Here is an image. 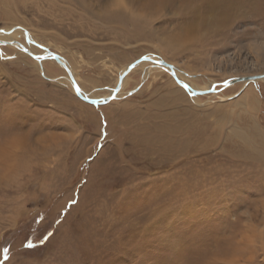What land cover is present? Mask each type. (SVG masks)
<instances>
[{
	"label": "rangeland",
	"instance_id": "obj_1",
	"mask_svg": "<svg viewBox=\"0 0 264 264\" xmlns=\"http://www.w3.org/2000/svg\"><path fill=\"white\" fill-rule=\"evenodd\" d=\"M216 4L0 0L34 53L0 44V264H264V0ZM47 53L97 98L159 56L199 100L156 69L87 102Z\"/></svg>",
	"mask_w": 264,
	"mask_h": 264
},
{
	"label": "bare ground",
	"instance_id": "obj_2",
	"mask_svg": "<svg viewBox=\"0 0 264 264\" xmlns=\"http://www.w3.org/2000/svg\"><path fill=\"white\" fill-rule=\"evenodd\" d=\"M214 1H216V3H217L216 5H218V8L220 11L227 12L230 9H232L233 7H235L238 4V2L240 3V1H242V0H238V2H237V0H214ZM190 29H192L191 26L189 27V30ZM186 31H188V29ZM190 31H192V30H190ZM2 43L16 46V48L19 49V51H24L26 49V47L24 45L16 43V42H11V44H10V41L0 40V44H2ZM29 51L25 50V52H28V54H30V53L34 54L32 51H30V53H29ZM34 51L36 52V50H34ZM47 55H49L50 57L41 56L40 58L38 57L35 59L36 63H34V64H36L39 71L40 72L42 71L44 76L46 75V77H48L52 81H55L56 83L67 82L70 85L71 84L70 82H72L73 85L72 86L70 85V87L72 88L73 91H75V84L77 85L75 78L71 75V81L69 82L68 77H67L69 74H71L73 72L72 66L69 65V63L67 61L63 60V58H61L60 56L57 58H54L52 56V53H47ZM160 59L161 58H159V56L157 58L146 57V60H142V62H139L138 64L132 63L130 65L129 64L125 65L123 67V69H121V73H120V77L118 79L117 87L115 89H112V90H111V88L108 89V91H110V94L107 95V97L113 96L116 93V90H117L116 96L117 97L119 96L120 92L122 91L121 88L123 87V82L125 81L127 74H129L131 72H134V73L136 72V73H138L139 78L141 77V74H142L141 78L144 80L148 77V75L152 74L154 72V70L157 69L159 71L170 72L174 81H176L189 94H191L192 99H195V101L199 100L194 96V95L199 94V93L197 91H194L191 86L187 85V82L185 83L181 79V76L179 74L180 70H178L179 67L178 68L172 67L170 64H167L166 62H164V64H161L160 61H162V60H160ZM143 62H147V63H143ZM154 74H155V72H154ZM254 80H256V79H254ZM258 80H260V79H258ZM262 80H264V78H262ZM231 83H233V82H231ZM211 86H212L211 84L208 85L204 91H206V90L208 91V88H210ZM212 88H214V87H212ZM79 91L81 93L82 99L99 100V101L101 100L100 102H97V103H102V104L108 102L105 99L107 97L104 95L100 96V98H97L94 94H90L86 91H83L82 89H79ZM176 93H178V92H176ZM85 96H88V97H85Z\"/></svg>",
	"mask_w": 264,
	"mask_h": 264
},
{
	"label": "water",
	"instance_id": "obj_3",
	"mask_svg": "<svg viewBox=\"0 0 264 264\" xmlns=\"http://www.w3.org/2000/svg\"><path fill=\"white\" fill-rule=\"evenodd\" d=\"M10 44H11V42H10ZM52 56L54 57V58H57V57H59V55H57V54H52ZM146 58V57H145ZM160 63L161 64H164V61H160ZM249 78V77H248ZM242 79H244L243 77L242 78H236V79H232L231 81H228V82H225V83H222V85H224V86H227V85H229L231 82H236V81H240V80H242ZM75 84V83H74ZM77 89H79L78 88V86L75 84V92L77 93V95L79 96V97H81L82 98V96H81V93H80V91H77ZM111 98H113V96H111V97H107V98H105L107 101H109V99H111ZM84 100H86L87 102H91V103H93L94 101H96V103L97 102H100L99 100H89V99H84ZM103 101V100H102Z\"/></svg>",
	"mask_w": 264,
	"mask_h": 264
},
{
	"label": "snow or ice",
	"instance_id": "obj_4",
	"mask_svg": "<svg viewBox=\"0 0 264 264\" xmlns=\"http://www.w3.org/2000/svg\"><path fill=\"white\" fill-rule=\"evenodd\" d=\"M77 91H79V89H77ZM93 103H96V101H94ZM28 247H33V245L29 244ZM7 251H8V249H4V252H7Z\"/></svg>",
	"mask_w": 264,
	"mask_h": 264
}]
</instances>
